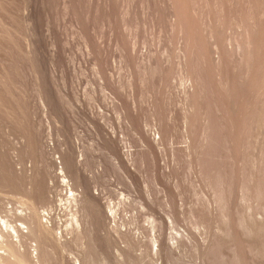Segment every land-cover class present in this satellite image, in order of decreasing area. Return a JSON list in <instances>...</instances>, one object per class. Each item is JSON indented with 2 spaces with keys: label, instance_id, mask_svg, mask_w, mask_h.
Here are the masks:
<instances>
[{
  "label": "rangeland",
  "instance_id": "374dc122",
  "mask_svg": "<svg viewBox=\"0 0 264 264\" xmlns=\"http://www.w3.org/2000/svg\"><path fill=\"white\" fill-rule=\"evenodd\" d=\"M0 259L264 264V0H0Z\"/></svg>",
  "mask_w": 264,
  "mask_h": 264
},
{
  "label": "bare ground",
  "instance_id": "6f19581e",
  "mask_svg": "<svg viewBox=\"0 0 264 264\" xmlns=\"http://www.w3.org/2000/svg\"><path fill=\"white\" fill-rule=\"evenodd\" d=\"M249 66H250V65H249ZM188 73H189V72H188ZM188 73H187V75H189ZM189 76H190V75H189ZM189 76H188V77H189ZM186 77H187V76H186ZM189 78H191V77H189ZM189 78H188V81L190 80ZM193 78H194V77H193ZM193 78H192V79H193ZM185 79H187V78H185ZM185 79H184V80H185ZM192 79H191V80H192ZM193 80H194V79H193ZM195 80H196V79H195ZM195 80H194V82H193V85H194V84L196 85ZM185 81H186V80H185ZM186 82H187V81H186ZM191 84H192V82H191ZM189 85H190V84H189ZM195 85L192 86V88L196 90ZM194 87H195V88H194ZM190 88H191V85H190ZM190 91H191V90H190ZM192 91H194V90H192ZM192 91H191V92H192ZM186 93H187V92H186ZM193 93L195 94V91H194ZM192 95H193V94H192ZM188 96H189V95H188ZM68 199H69V197H68ZM34 213H35V212H34ZM35 214H37V213H35ZM38 217H39V216H38ZM39 218H40V217H39ZM39 221H40V220H39ZM27 222H29V220H28ZM30 222H31V226H30V227H31L32 234H33V233H36V232L39 233V231H40V225L37 224V223H34V221L32 222L31 220H30ZM41 223H42V222H41ZM41 223H40V224H41ZM43 224H44V223H43ZM43 224H42V225H43ZM44 225H45V224H44ZM44 225H43V226H44ZM30 227H29V228H30ZM46 227H47V226H46ZM29 228H27V229H29ZM44 228H45V227H43V229H44ZM43 229H42V231H46V229H45V230H43ZM67 229H68V228H67ZM47 230H48V229H47ZM21 231H22V230H21ZM80 231H82V230H80ZM28 233H29V232H28ZM29 234H30V233H29ZM38 235H39V234H38ZM7 239H8V238H7ZM10 245H11V244H10ZM8 247H9V246H8ZM0 260H1V259H0ZM21 261H22V258H21ZM23 261H24V260H23ZM23 261H22V262H23ZM25 262H26V261H25Z\"/></svg>",
  "mask_w": 264,
  "mask_h": 264
}]
</instances>
